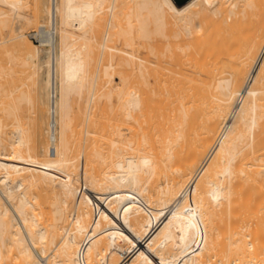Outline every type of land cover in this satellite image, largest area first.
<instances>
[{
  "label": "bare ground",
  "instance_id": "6f19581e",
  "mask_svg": "<svg viewBox=\"0 0 264 264\" xmlns=\"http://www.w3.org/2000/svg\"><path fill=\"white\" fill-rule=\"evenodd\" d=\"M49 4L47 127L0 81V264H264V0ZM12 32L0 79L32 78ZM116 35L137 47L115 60Z\"/></svg>",
  "mask_w": 264,
  "mask_h": 264
},
{
  "label": "rangeland",
  "instance_id": "374dc122",
  "mask_svg": "<svg viewBox=\"0 0 264 264\" xmlns=\"http://www.w3.org/2000/svg\"><path fill=\"white\" fill-rule=\"evenodd\" d=\"M50 0H27L26 4L18 11V15L13 11L9 10V7L6 5L3 6L4 9L10 11V15L13 16V22L11 27H6L2 32H0V47L3 45H11L14 43L16 38H12L13 32L12 28L15 29V32H23L24 36L29 37L32 39L35 44H39L40 51L38 52L39 58L35 59L37 63L40 64L39 72L34 77L30 78L29 74L33 70L30 66H24L21 64L16 65L17 70L13 72L11 77H8L6 71L8 65H10L9 61V53L1 52L0 53V63L5 64L6 66L3 67L4 73L2 78L0 79L3 82L4 89L9 86H14V95L13 98L20 103V110L21 115L31 125V129H34V124L37 121H44V126L47 127L48 120H49V97L47 89L44 88L45 86V78L47 74V64H43V59L46 58L47 54L45 53L46 49H48V45H40L37 33L35 31L38 30L41 24H46L50 26V19H49V9L48 6ZM108 12V10H107ZM59 27V24H57ZM69 31L78 35L80 31L75 27L69 25ZM59 34V33H58ZM91 35V33H88ZM138 35L135 36V41L138 40ZM40 40V39H39ZM114 45V53H115V60L121 55H129V51H133L137 47V42H135L134 46L128 45L124 39L116 35L114 40L112 41ZM35 44H32L33 47ZM199 74V73H198ZM8 77V78H7ZM116 81L118 80V74L115 75ZM35 78V79H34ZM10 79V81H9ZM90 86H92V81ZM2 85V86H3ZM93 88L97 93L99 91H105L106 88L101 87V83L99 82L94 85ZM72 101V108L71 112L73 115L76 112L81 111L83 117H86V111L84 110V106L87 103V98L89 97V91L86 90L83 96H79L78 94H73L71 96ZM97 98V97H96ZM95 98V99H96ZM45 100V103H44ZM102 101L106 102V97H102ZM108 107L110 105H107ZM109 114H113V111L109 107ZM46 122V123H45ZM45 136V137H44ZM43 138H49L48 133H43ZM72 154V150L70 151Z\"/></svg>",
  "mask_w": 264,
  "mask_h": 264
},
{
  "label": "built area",
  "instance_id": "2783aa9c",
  "mask_svg": "<svg viewBox=\"0 0 264 264\" xmlns=\"http://www.w3.org/2000/svg\"><path fill=\"white\" fill-rule=\"evenodd\" d=\"M39 43H40V40L38 39Z\"/></svg>",
  "mask_w": 264,
  "mask_h": 264
}]
</instances>
